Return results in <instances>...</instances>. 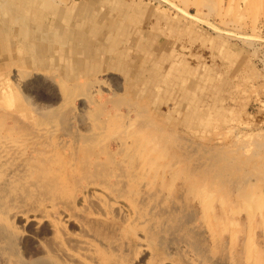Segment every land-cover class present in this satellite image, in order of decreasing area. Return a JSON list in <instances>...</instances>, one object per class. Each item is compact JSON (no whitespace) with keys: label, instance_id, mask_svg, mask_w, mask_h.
Instances as JSON below:
<instances>
[{"label":"rangeland","instance_id":"374dc122","mask_svg":"<svg viewBox=\"0 0 264 264\" xmlns=\"http://www.w3.org/2000/svg\"><path fill=\"white\" fill-rule=\"evenodd\" d=\"M36 1L0 0L55 41L0 43V264H67L53 224L81 264H264V0Z\"/></svg>","mask_w":264,"mask_h":264},{"label":"bare ground","instance_id":"6f19581e","mask_svg":"<svg viewBox=\"0 0 264 264\" xmlns=\"http://www.w3.org/2000/svg\"><path fill=\"white\" fill-rule=\"evenodd\" d=\"M260 4V3H259ZM253 7V6H252ZM44 114V113H43ZM45 115V114H44ZM141 137V136H140ZM144 145V144H143ZM247 146V145H246ZM243 147V146H242ZM251 147V146H250ZM139 149V154L144 158V161H143V163H141L142 165H144V166H146L147 164H148V161H150V160H148V158H146V157H148V154H147V152L145 153L144 151H143V149L141 148V147H139L138 148ZM155 149V148H154ZM134 150V149H133ZM246 150H248V148L246 149ZM136 152H137V150H136ZM154 152V151H153ZM246 152V151H245ZM241 153V152H240ZM134 154H135V152H134ZM137 154H138V152H137ZM237 154V153H236ZM245 154V153H244ZM133 155V154H132ZM248 155H249V153H248ZM128 156V155H127ZM136 156V155H135ZM138 156V155H137ZM141 157V158H142ZM150 157V156H149ZM157 157V156H156ZM130 159V158H129ZM148 160V161H147ZM136 161V160H135ZM161 161V160H160ZM117 168V167H116ZM139 168V167H138ZM143 169V168H142ZM166 170V169H165ZM141 172V171H140ZM153 172V171H152ZM157 172V171H156ZM259 173V172H258ZM137 175V174H136ZM133 176V175H132ZM135 176V175H134ZM136 177V176H135ZM142 178V177H141ZM137 184V183H136ZM153 184V183H152ZM142 185V184H141ZM93 189V188H92ZM91 190V189H90ZM100 191V190H99ZM172 195V194H171ZM178 197V196H177ZM81 198V197H80ZM173 199V198H172ZM208 199V198H207ZM98 200V198L96 197L95 199H91L90 201H88L89 203H91V205H94L93 207H98V209L100 208H102L103 209V204H102V201H97ZM253 201V200H252ZM79 202V201H78ZM81 202V201H80ZM80 202L78 203L79 205H80ZM121 202V201H120ZM89 203H88V205H89ZM115 203V202H114ZM172 204V203H171ZM87 205V206H88ZM121 205V204H120ZM123 205V204H122ZM117 206V205H116ZM164 206V205H163ZM1 208V207H0ZM86 207L84 206V208L83 209H85ZM153 208V207H152ZM108 209V208H107ZM166 209V208H165ZM87 210V209H86ZM109 210V209H108ZM111 211L115 214V215H117V216H119V217H122V218H124V219H126V218H128V220H129V223L131 222V224H135L136 222H138L137 221V219L139 220V218H137L136 216H135V213H133V211L128 207V206H117V207H112V209H111ZM212 211V210H211ZM103 212V211H102ZM182 215V214H181ZM210 215V214H209ZM172 216V215H171ZM207 216H208V214H207ZM65 218V217H64ZM177 218V217H176ZM177 222V221H176ZM189 222V221H188ZM31 223V222H30ZM128 223V224H129ZM182 223V222H181ZM35 224V223H34ZM49 224V223H48ZM57 224V223H56ZM108 224H110V223H108ZM136 224H138V223H136ZM164 224V223H163ZM177 224V223H176ZM175 224V225H176ZM179 224H180V222H179ZM178 224V225H179ZM38 225V224H37ZM54 225V224H53ZM51 225V226H49V225H45L44 226V228H43V231L41 232L42 234H50L51 235V238H50V243H49V245H47V246H50L49 248H50V250H51V254H54L55 256H58L59 258H61V260H63L65 263H71V264H81L80 263V259H78L77 257H76V255L75 254H73V252L71 253L70 251H68L66 248H65V245L67 244L68 246H71V247H73V249L76 247V248H78L77 249V251L76 252H78V250L79 249H82V250H84L85 252L86 251H89L87 248H86V244L87 243H85L83 240H81L80 238H78V237H64L65 235L64 234H62V226H60V225ZM112 225V224H111ZM110 225V226H111ZM114 225V224H113ZM130 225V224H129ZM34 226V225H33ZM36 226V225H35ZM34 226V227H35ZM30 227H32L31 225H30ZM114 227V226H113ZM64 228V227H63ZM167 228V227H166ZM163 229V228H162ZM168 229V228H167ZM166 229V230H167ZM35 230V229H34ZM39 230V229H38ZM42 230V229H41ZM153 230V229H152ZM165 230V229H164ZM172 230V229H171ZM29 233L30 232H32V229L31 228H29ZM36 231V230H35ZM59 231V232H58ZM65 231V230H64ZM67 231V230H66ZM130 231V230H129ZM161 231V230H160ZM61 232V234H62V236H59V234L58 233H60ZM86 232V231H85ZM168 232V233H167ZM167 232H164V233H166V235L167 234H171L172 232H170V231H167ZM81 233V232H80ZM139 233H141V232H139ZM33 234V233H32ZM31 234V235H32ZM37 234H40V232H37ZM70 234H72V233H70ZM173 234H175V233H173ZM35 235V234H34ZM114 235V234H113ZM26 237H27V235H25ZM81 236V235H80ZM146 236V235H145ZM161 235H159V237H160ZM135 237H136V235H135ZM142 237H144V236H142ZM155 237V236H154ZM162 237V236H161ZM171 237V236H170ZM173 237H175V236H173ZM32 236H29V239H25V238H21L20 239V241H22L23 242V244L24 243H26V244H28V242L29 241H33L32 239ZM139 238V237H138ZM146 238V237H145ZM148 238V237H147ZM156 238H158V237H156ZM19 239V238H18ZM133 239H134V237H133ZM161 239H163V238H161ZM0 240H2V241H5L6 242V244L8 245V249H9V251H11V252H15L16 250H18V247H17V239L16 238H14V236L13 235H11V234H9L4 228H2V227H0ZM165 241V240H164ZM169 241H171V240H169ZM49 242V241H48ZM88 242V241H87ZM131 242H132V240H131ZM136 242V241H135ZM138 242V241H137ZM160 241H158V243H159ZM162 242V241H161ZM160 242V243H161ZM168 242V241H167ZM166 242V243H167ZM173 242V241H172ZM31 243V242H30ZM139 243L140 244H142L143 246H144V241H139ZM160 243H159V247H160ZM124 244V243H123ZM126 244V243H125ZM124 244V245H125ZM139 244V245H140ZM162 244V243H161ZM132 245H134V244H132ZM137 245V244H136ZM141 245V246H142ZM157 246H158V244H156ZM167 246H168V243L166 244ZM169 245H171L170 243H169ZM19 246V245H18ZM135 246V245H134ZM134 246H132V247H134ZM67 247V246H66ZM70 247V248H71ZM138 247H140V246H138ZM148 247H149V245H148ZM150 247H151V245H150ZM147 248V247H146ZM161 248V247H160ZM165 248V247H164ZM72 249V248H71ZM141 249H143V248H141ZM150 249V248H149ZM151 249H153V248H151ZM158 250V249H157ZM162 250H164V249H162ZM4 251V250H3ZM48 251V250H47ZM96 251V250H95ZM140 251H142V252H144L143 253V255L142 254H140V255H142V256H148V251H145V250H140ZM46 252V251H45ZM152 252V251H151ZM150 252V253H151ZM154 252V255L156 254L155 252H157L156 250H154L153 251ZM25 253V252H24ZM28 253V252H27ZM84 253V252H83ZM82 253V254H83ZM157 253H159V254H156L158 257H159V255L160 256H162V251L161 250H159V252H157ZM12 254V253H11ZM16 254H18L17 252H16ZM15 255V254H14ZM87 255V254H86ZM85 255V256H86ZM54 257V256H53ZM79 257V256H78ZM53 260H55V259H53ZM217 262V261H216ZM60 263V262H59ZM67 263V264H68ZM30 264V263H29ZM31 264H58V263H53L52 261L50 262L49 260H47V259H44V258H39V259H35V261H33V263H31ZM83 264V263H82ZM161 264V263H160ZM162 264H165V263H163L162 262ZM227 264V263H226Z\"/></svg>","mask_w":264,"mask_h":264},{"label":"crops","instance_id":"0c3cea01","mask_svg":"<svg viewBox=\"0 0 264 264\" xmlns=\"http://www.w3.org/2000/svg\"><path fill=\"white\" fill-rule=\"evenodd\" d=\"M34 4L38 5V6H41V5L50 6L49 0H38ZM44 10L45 9L43 8L39 12V14H40L39 16L35 15L37 13L36 9H33L31 11V14L29 16H25V17H18V16H15L14 14L12 15L11 13L9 14V16H10L9 18L10 19L8 18V15L2 16L3 18L0 19V21H2V24H5V26H4V31L5 32L0 35V41H2L0 43L8 42V41L11 40L12 34L14 35V33H15L14 32V30H15L14 28L17 25H19V26H17L16 29L18 28V30H19V28H21V32L20 33L18 32L17 35L21 36V37H24V38H28L29 42L34 41L36 39H39L41 37L44 40L50 38V39H48V41L51 42V43L55 42V41H53L54 39L52 40V38H51V33H53L52 31L50 33H47L49 31L46 32V30L45 31L42 30V28H46V27L50 26L49 20H47V18H45V15L47 13ZM35 19L37 20L36 22H35ZM56 22H57V24H55V26H53V27H55V29L57 27H59L58 17H57ZM14 23H15V25H13ZM71 25L73 26L72 23H71ZM50 28H52V26H50ZM54 31H55V34H57L56 30H54ZM62 37H63V34H62ZM44 48H46V46ZM47 51L48 50H46V49H41L38 52L39 53H45Z\"/></svg>","mask_w":264,"mask_h":264}]
</instances>
